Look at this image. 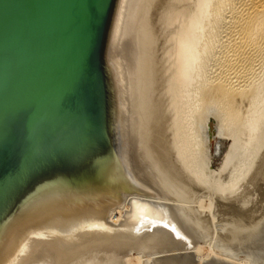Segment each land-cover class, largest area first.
Segmentation results:
<instances>
[{"label":"water","instance_id":"obj_1","mask_svg":"<svg viewBox=\"0 0 264 264\" xmlns=\"http://www.w3.org/2000/svg\"><path fill=\"white\" fill-rule=\"evenodd\" d=\"M168 0H0V264H264L173 169Z\"/></svg>","mask_w":264,"mask_h":264},{"label":"bare ground","instance_id":"obj_2","mask_svg":"<svg viewBox=\"0 0 264 264\" xmlns=\"http://www.w3.org/2000/svg\"><path fill=\"white\" fill-rule=\"evenodd\" d=\"M159 24L160 34L171 33L163 43L160 114L173 169L216 199L238 228L255 210L264 214V138L254 167L247 165L253 168L244 190L237 188L243 193L234 195L235 187L218 172L238 153V144L244 149L259 134L264 117V104L251 114L264 92L254 82L264 74V0H168ZM243 129L249 136L240 140ZM229 139L223 166L215 168Z\"/></svg>","mask_w":264,"mask_h":264},{"label":"rangeland","instance_id":"obj_3","mask_svg":"<svg viewBox=\"0 0 264 264\" xmlns=\"http://www.w3.org/2000/svg\"><path fill=\"white\" fill-rule=\"evenodd\" d=\"M263 66H264V64H263ZM214 69V71L216 70V68H213V66L211 67V69H210V71L209 72H211L212 73V70ZM263 70H264V67L262 68ZM260 71H262L261 69H260ZM263 72V71H262ZM264 73V72H263ZM260 75H263V77H262V79H261V76ZM260 75H259V77H260V79H258L257 78V80H258V83H257V81H256V79H255V83L257 84H255V86H257V87H264V74H261L260 73ZM260 83V86L258 85ZM263 95V97H261ZM261 96H259V99L261 100L262 98V100L260 101L259 100V102H258V104H256V105H254L253 106V109L251 108V114L253 115V112H255L254 110H256V106L258 105H262V104H264V92L261 94ZM261 102H263V103H261ZM261 103V104H260ZM257 106V107H258ZM262 106H264V105H262ZM264 112V111H263ZM263 116H264V114H262ZM261 120L263 119V121H261V120H259L260 122L257 124V128H258V132H259V134H257L256 135V137L254 138H251V140H249L246 144H248V146H246V144L244 145V149L242 148L241 149V147H243L242 146V144H241V146L238 144V147H237V150H236V153L237 154H235V152L231 155L232 156V158H231V156H230V158L232 159H230L229 161H227L226 162V165L230 168H228L226 165H225V167L223 166V155H225L228 151H229V147H230V145L233 143L232 141V137H230V138H232V139H229V146H227V148H225V150H224V154H222V157H221V160L219 161L220 163H219V165H216L215 166V168H221V166H223V168H225V169H221V171H219L218 172V174H220L221 176H224V178H225V181H223V182H225L224 184H226L227 183V185L226 186H230L231 187V184H232V186H234L235 188V191H234V189H232V191L233 192H235L236 194H234V195H239V194H241V193H243L242 191L244 190V187H243V185L245 184V181H247L248 180V176L250 175L251 176V170H252V168L254 167V164H255V161L258 159V151H259V149H258V145L261 143L260 141H262L263 140V138L264 137H261L262 135H264V117L262 118V116H261V118H260ZM245 126V125H244ZM244 126H242L241 127V129L244 127ZM260 127V128H259ZM246 128V129H245ZM244 129L245 130H247L248 128L247 127H244ZM243 129V130H244ZM243 130H238L239 131V133H241V134H239L238 136L240 137V135H241V139L240 140H244L245 138H246V136L248 137L249 136V133H250V130L248 129V132L249 133H247V131H243ZM260 131H262V132H260ZM242 133H244V134H242ZM247 133V135L245 136V134ZM260 134H261V136H260ZM242 135H244V136H242ZM259 135V136H258ZM245 137V138H244ZM260 138V140H259V138ZM253 139V140H252ZM262 139V140H261ZM240 140H238L239 142H241ZM255 140V141H254ZM252 141V142H251ZM232 142V143H231ZM257 142H259L258 144H257ZM255 143H256V145H255ZM251 144V146H249ZM247 147H249V149L247 148ZM252 147H254V148H252ZM256 147V148H255ZM238 148H239V150L241 151H239L238 150ZM228 149V150H227ZM253 150V151H252ZM242 151H245V152H242ZM252 151V152H251ZM255 151V152H254ZM240 152V153H239ZM251 152V153H250ZM257 152V153H256ZM234 154H235V156H234ZM242 154H244L243 156H242ZM246 154H248V155H246ZM236 155H238L237 157H236ZM203 156V155H202ZM202 156H200L199 158H202ZM234 156V157H233ZM246 156H247V158H246ZM257 156V157H256ZM255 157H256V160H255ZM235 158V159H234ZM241 158V159H240ZM234 159V160H233ZM237 160V161H236ZM243 160V161H242ZM250 160V161H249ZM252 161V162H251ZM245 162H247V163H245ZM229 163V164H228ZM232 163V164H231ZM233 163H235V164H233ZM244 163V164H243ZM253 163V164H252ZM231 164V165H230ZM236 165H238V166H236ZM243 165V166H242ZM251 166V165H253V167H248V166ZM196 166V165H195ZM195 166H194V169L196 170V171H199V169H200V167H196L195 168ZM235 166V167H234ZM242 166V167H241ZM214 168V169H215ZM226 168H228V169H226ZM242 168V169H241ZM249 168V169H248ZM251 168V169H250ZM245 169V170H244ZM224 170H225V173H226V171L228 172V176H226L225 174H224ZM243 170H244V172H243ZM230 171V172H229ZM236 171V172H235ZM248 171V172H247ZM249 171H250V173H249ZM223 172V173H222ZM201 173V174H200ZM200 173H199V176H202L203 175V171H201L200 170ZM248 173V174H247ZM229 175H230V177H229ZM237 175H239V176H237ZM243 177H242V176ZM244 175H246V178L244 177ZM242 178H241V177ZM227 177V178H226ZM239 177V178H238ZM229 178V179H228ZM234 178V179H233ZM236 178H238V179H236ZM246 180H245V179ZM230 179H232V181L230 180ZM239 179H242L243 181H241V180H239ZM224 180V179H223ZM234 180V181H233ZM230 181L232 182V183H230ZM241 181V182H240ZM237 182V183H236ZM212 183L213 182H211V183H209V184H207V185H209V186H211L212 185ZM239 183L241 184V185H239ZM229 184V185H228ZM234 184V185H233ZM238 184V185H237ZM240 186V187H239ZM243 189H242V188ZM237 188H240V189H237ZM238 190V192H236ZM254 193V192H253ZM250 194H252V193H250ZM253 195V197H254V195H255V193L254 194H252ZM255 198V197H254Z\"/></svg>","mask_w":264,"mask_h":264}]
</instances>
